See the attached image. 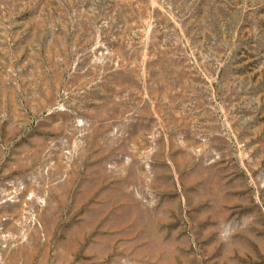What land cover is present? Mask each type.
<instances>
[{"label":"rangeland","instance_id":"1","mask_svg":"<svg viewBox=\"0 0 264 264\" xmlns=\"http://www.w3.org/2000/svg\"><path fill=\"white\" fill-rule=\"evenodd\" d=\"M0 264H264V0H0Z\"/></svg>","mask_w":264,"mask_h":264}]
</instances>
